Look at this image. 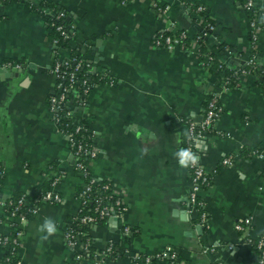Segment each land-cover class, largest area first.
I'll list each match as a JSON object with an SVG mask.
<instances>
[{
	"label": "crops",
	"instance_id": "0c3cea01",
	"mask_svg": "<svg viewBox=\"0 0 264 264\" xmlns=\"http://www.w3.org/2000/svg\"><path fill=\"white\" fill-rule=\"evenodd\" d=\"M47 1L64 12L79 58L113 82L93 84L86 104L74 114L87 122L97 153L87 162L89 175L108 181L126 208L121 222L133 233L125 244L129 252L149 255L168 246L177 255L172 264H258L244 238L264 236V158L249 153L264 142V25L250 49L248 18L238 0ZM193 5H202L213 21L214 41L229 45L240 61L252 54L256 69L220 92L215 133L206 134L197 148L199 163L210 175L198 192L205 227L190 211L188 171L174 153L185 138L180 119L199 121L206 98L220 82L196 61L193 45L184 52L152 44L164 29L191 33ZM50 57L40 17L24 4L0 3V66L20 69L0 74V197L41 189L44 180L58 176L52 189L60 198L35 205V213L20 225L19 264H71L75 254L63 231L78 209L75 191L83 178L47 109L54 85ZM9 62L18 66H6ZM226 156L232 159L223 165ZM45 218L57 226L46 241L41 239ZM244 218L249 224L241 233L234 224ZM10 224L0 207V234L8 235ZM120 226L116 220L90 224L87 235L99 249L118 239ZM110 264L130 263L123 255Z\"/></svg>",
	"mask_w": 264,
	"mask_h": 264
},
{
	"label": "built area",
	"instance_id": "2783aa9c",
	"mask_svg": "<svg viewBox=\"0 0 264 264\" xmlns=\"http://www.w3.org/2000/svg\"><path fill=\"white\" fill-rule=\"evenodd\" d=\"M127 1L131 0H120L121 3ZM29 2V5H32V3H34L33 0H29ZM254 5H256L257 8L254 7ZM153 6L160 11H164L166 9L165 6H163L162 8L157 7L155 3H153ZM244 7L246 9H255V12L257 13V16L259 18L258 19L257 17H252L248 19L249 44L251 47L250 49H252L253 44L256 40V32L264 25V0H245L243 4V8ZM194 10L196 13L204 12V7L202 5H196ZM40 11L43 14L50 15L51 21L49 22V25L54 27L60 39H68V37L72 35V33L68 32L64 28V25H62V19L65 16L64 12H62L61 10L54 11L47 7L41 8ZM54 20H59L61 22L54 25ZM198 23L199 22H196V25ZM204 29L205 31L198 34L196 36V39H198L199 37L207 36L209 39L215 40V37L212 35V32L214 31V24L206 22L204 24ZM164 30L157 32L153 37L152 44L154 47L159 49L171 50L172 48L177 46L179 39L189 36V34L185 30H181L178 34H176L178 37H176V35H166L163 33ZM170 30L173 33L175 32L176 28H171ZM50 44L51 63L48 71L49 74L54 78V85L52 92L47 97L46 105L51 115V119L54 126L65 139L66 145L73 159L72 167L78 171L80 177L85 179L86 176H88L87 179H85L86 181H83L81 190L76 194V199L78 201L77 211H81L84 208V205H86L90 201L89 192L92 189V184L96 180L102 181L100 179H95L94 177L89 175V171L87 168V162L96 157L97 155L95 148L92 144H85L81 139L75 137V134L83 130H86L88 134L92 135L91 131L87 127L84 128V126L78 122L79 119L82 117L76 116L74 114V109L78 107L82 108L86 104V95L91 86L93 85L92 82H88L87 74L91 73L93 69L92 64L88 61H83L76 55H68L67 52H63L62 50L57 49V47H54V45L57 44L56 38L52 39ZM192 45L194 46L192 48V53L194 54L196 45L194 40L190 42L188 47L190 48V46ZM223 51H226L227 54H230L227 49H224ZM232 60H237V63H239L237 65H241L242 67L247 68H240V73H242V75H246L248 73H255L256 69L253 65L252 54L245 61H240V58H238L237 55H230L229 60H224V63H226L227 65L232 64ZM200 64L202 65L204 70L207 71L204 64ZM5 65H13L15 67L18 66L16 63L10 62L6 63ZM82 66L85 69V76L79 81V88H77L74 86L76 72ZM99 76L100 78H98L97 83L101 82L106 83L107 85L113 84V82L110 79H106L105 76ZM228 85L231 84H229L227 80H224L220 89L214 90L209 94V97L206 101V105L202 111L201 119L199 121H193L189 118L185 119L186 132L182 148H190L197 156V159V148L200 141L206 136V134L212 132L215 133L214 123L222 111L221 105L218 101V97L220 92L224 90ZM262 87L264 88V79H262ZM67 94H70V99L68 100L66 99ZM63 120H65L66 122H63ZM64 127L71 128V131H65ZM249 153L251 157H257L259 159H262L264 158V147L258 149L255 148ZM231 159V156H226L221 160V163L223 165H228L230 164ZM187 171L189 176L188 199L192 208L190 211L193 210V212L197 215L198 224L205 227L207 223V218L204 210V204L202 200L198 197V192L201 188L208 184L210 180V175L204 171L201 164L199 163V160L195 166L188 168ZM57 177L52 180L50 187L46 191L40 193V202L56 203L59 201V195L52 189ZM100 187L103 191H109V194L106 195L108 200H103L101 198L95 199V206L91 210L88 209V213L79 216H73L71 218V221H76L78 225H90L101 221H106L107 219L111 218L116 221H120L121 226L119 229V233L121 236L129 235L131 232L130 228L121 222L126 208L123 202L121 201L120 197L118 196V193L110 187L108 182H104ZM28 193V191L22 192V194L18 197V199H16L14 203L11 200H4L0 197V207L2 208V212L7 217L8 221H10V227L12 228V231H14L13 237H9L5 234H0V246H4L7 248L9 247L10 253L12 251H16L18 246L19 235L21 233L20 225H22L27 220L22 213H16L19 206L23 204L28 205L27 201H25V194ZM35 211V207L30 209L31 214H34ZM12 219L15 220V223L12 222ZM248 224L249 219L244 218L241 222L234 224V229L241 233H245ZM16 227L18 228L17 230ZM77 234L78 232L73 231V229L68 228L65 225L63 231L65 243L71 249H75L73 259L76 262H79L81 264H110L116 259H113L114 241H107V243L101 248H96L94 251H90L89 239L85 238L83 242H78ZM244 240L250 246L253 245L257 253L258 264H263L264 236L261 235L256 239H250L246 236ZM121 252L124 254L125 258L130 264H151L154 260H164L172 264L177 259L175 251L168 246L155 253L145 255L141 253L129 252L128 248L124 244L121 248ZM17 264H19V262H17Z\"/></svg>",
	"mask_w": 264,
	"mask_h": 264
},
{
	"label": "trees",
	"instance_id": "16d2710c",
	"mask_svg": "<svg viewBox=\"0 0 264 264\" xmlns=\"http://www.w3.org/2000/svg\"><path fill=\"white\" fill-rule=\"evenodd\" d=\"M238 1L243 6L245 0H238ZM10 2H17V3L24 4L29 10H31L36 15H38V17H40V19L44 22V24L46 26L47 38H48L49 42L51 43L52 39H55V38L57 39V44L54 45V47H57V49L62 50L63 52H67L68 55H76L77 57L80 56L77 53L78 51L76 50L75 46L70 45V42L73 40L72 35H70L68 37V39H64V40L60 39L59 35H58L57 31H55L54 27L49 25V22L51 21L50 15L41 13L40 9L43 7H47L49 9L54 10V11L59 10L56 8V6L53 3H50L47 0H38V2L32 3V5H29V3H30L29 0H0V3H2V4L10 3ZM195 6L196 5L191 6L188 10L189 16H190V22L192 23L194 30L191 33H189L188 37L186 36L185 38L179 39L177 46L178 47L180 46L182 51L187 52L189 50L188 45L190 44L191 41L194 40V42L196 44L195 45V53H194V57H195L196 61L204 64L208 74H210L212 77H215L216 78L215 80L220 82V86L222 85V82L224 80H227V82H229V84L234 85L235 83L238 82L239 77L242 75V73H240V68H245V67H242L241 65H237V64L234 65L233 63L229 64V65L224 63V60H227V61L229 60L230 55L233 56L236 54L235 52L232 51V49L229 45H227L221 41L211 40L207 36L199 37L198 39H196V36L198 34L205 31L204 24L206 22L213 23V21L210 18H208L207 13L205 11L196 13L194 10ZM254 7L257 8L256 5H254ZM244 11L246 12L248 19H250L252 17L258 18L257 13L255 12V9H251V8L246 9L245 8ZM64 18L62 19V21H63L62 25H64V28L68 32H70L68 25H67ZM60 22L61 21H59V20L58 21L54 20V25L58 24ZM196 22H199V23L196 25ZM181 30L182 29H176L175 32L172 33V31L170 29H165L163 33L171 36V35L178 34ZM212 35L214 36V32H212ZM176 37H178V36L176 35ZM208 43L210 44L209 47L207 45ZM224 49H227L230 54H227L226 51H223ZM250 51L251 50H249V52ZM237 55H239V53ZM245 69H247V68H245ZM84 71H85V69L82 66L76 72V78H75L74 86L77 88H79V81L81 79H83L85 76ZM98 78H100V76L95 71H92L91 73L87 74L88 82H92L93 84L98 82ZM208 97H209V95H208ZM208 97L206 98V100L203 104V108L206 105V101H207ZM66 99L67 100L70 99V94H67ZM185 119L186 118H183L181 121H182L183 128L186 132ZM63 122H66V121L63 120ZM78 122L80 124H82L84 126V128H86V127L88 128L87 122L83 118H80ZM71 127H73V126H71ZM70 129L71 128L64 127L65 131H71ZM75 137L81 139L85 144H90V145L92 144L91 143L92 135L88 134L86 132V130H83V131L75 134ZM262 147H264V142L262 144ZM262 147H260V148H262ZM254 148H257V147H254ZM245 153H246V149L243 147L241 154H245ZM77 173H78V171H77ZM87 177L88 176H86L85 179H87ZM47 179L48 180L43 181L41 189H36V190L29 192L28 194H25V201H27L28 205L23 204V205L19 206L16 214L22 213L26 217V219H28L32 216L30 209L33 208L35 205L40 203V201H39L40 193L46 191L50 187L51 182L53 180L52 178H47ZM85 179L83 178L84 182L86 181ZM104 182H108V181H104V180L97 181L96 180L92 184V189L89 192V200L90 201L86 205H84V208L81 211H76V213L74 215H71L70 217H68V220L66 222V227L71 228V229H73V231L78 232V234H77V236H78L77 241L78 242H83L85 240V238L89 239L90 251H94L96 249L93 245L91 238L87 235L88 234L87 232L89 230L90 225H88V224L78 225L76 221H71L72 220L71 218L73 216H79V215H83L85 213H88V209L91 210L95 206L94 202H95V199H97V198H101L103 200H108L106 195L109 194V191L108 190L103 191V190H101V187H100ZM109 185H110V183H109ZM81 187H82V185H79L76 188L75 197H76V194L81 190ZM21 194H22V192L16 193V194L12 195L11 197L5 198L4 200H11L14 203L16 201V199H18V197ZM12 222L15 223V220L12 219ZM98 223L103 224L104 221H101ZM17 229L18 228L16 227V230ZM131 233H132V231L127 236H121V235L119 236L118 235V239L116 241H114V243H113V247H114L113 259L114 258L117 259L118 257H122L124 255L121 252V248L123 247L124 244H127L129 238L133 234V233L132 234ZM8 236L13 237L14 231H11L8 234ZM115 248H117V249H115ZM251 248L255 251L253 245L251 246ZM17 262H18V257L16 256L15 251H12L10 253L9 247L7 248L4 246H0V264H17ZM74 263H76V261L72 259L71 264H74Z\"/></svg>",
	"mask_w": 264,
	"mask_h": 264
},
{
	"label": "clouds",
	"instance_id": "9594fccd",
	"mask_svg": "<svg viewBox=\"0 0 264 264\" xmlns=\"http://www.w3.org/2000/svg\"><path fill=\"white\" fill-rule=\"evenodd\" d=\"M174 158L177 159L178 165L182 169H188L198 163L197 156L190 148H181L174 153ZM44 235L41 236L42 240H48L57 232L56 223L51 218H45L43 227L41 229Z\"/></svg>",
	"mask_w": 264,
	"mask_h": 264
},
{
	"label": "water",
	"instance_id": "95a60500",
	"mask_svg": "<svg viewBox=\"0 0 264 264\" xmlns=\"http://www.w3.org/2000/svg\"><path fill=\"white\" fill-rule=\"evenodd\" d=\"M20 71V69H17V68H14V67H10V68H7V67H1L0 66V74H8V73H15V72H18ZM107 221H114V219H107ZM199 229V228H198Z\"/></svg>",
	"mask_w": 264,
	"mask_h": 264
}]
</instances>
